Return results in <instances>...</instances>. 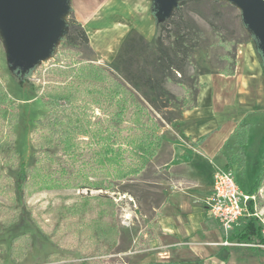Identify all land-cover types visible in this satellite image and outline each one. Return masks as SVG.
<instances>
[{
  "label": "rangeland",
  "instance_id": "rangeland-1",
  "mask_svg": "<svg viewBox=\"0 0 264 264\" xmlns=\"http://www.w3.org/2000/svg\"><path fill=\"white\" fill-rule=\"evenodd\" d=\"M105 1L67 0L64 22L74 19L79 23L88 46L67 48L59 42L51 57L26 73L9 64L0 35V88L6 95L0 102V264H131L130 252L149 248L157 236L156 220L165 193L158 183L165 180L162 165L173 154L170 140H180L176 123L183 112L172 123H165L137 94L123 90L112 64L131 35H140L152 46L156 24L163 18L154 0H108L91 23L83 26ZM210 1L217 6V23L223 32L247 47L246 74H262L264 84V57L240 11L225 0ZM183 12L205 36L195 61L211 72L225 69L220 39L206 23L213 17L211 6L187 4ZM243 51L238 53L241 63ZM204 78L197 82V104ZM113 80L119 87H114ZM166 88L182 101L183 108L191 104L184 87L168 84ZM47 99H60L53 113L72 119L64 136L70 147L65 150L55 140L49 146L40 129L39 122L51 113L45 106ZM245 122L251 124L245 169L239 173L242 166L238 161L230 171L240 191L248 194L262 169L264 106ZM145 136L160 140L156 155L146 164L134 147L137 138ZM182 140L184 146L190 145ZM115 144L119 163L111 166L107 146L115 149ZM20 163L32 167L24 192L17 178ZM116 165L119 169L144 166L136 176L116 179ZM262 180L264 191V177ZM257 198L259 206L264 205V193ZM22 233L26 236L15 241L12 258L11 239ZM261 235L264 237V227ZM238 245L250 250L264 246Z\"/></svg>",
  "mask_w": 264,
  "mask_h": 264
},
{
  "label": "crops",
  "instance_id": "crops-1",
  "mask_svg": "<svg viewBox=\"0 0 264 264\" xmlns=\"http://www.w3.org/2000/svg\"><path fill=\"white\" fill-rule=\"evenodd\" d=\"M155 33L156 27L154 37ZM240 49H244L242 63ZM246 52L245 45H238L233 75H206L198 104L185 110L177 121L178 138L190 145L170 140L173 154L162 165L165 180L158 183L165 193L156 220L157 236L149 248L130 252L131 264H264V246L251 250L240 247L230 240L232 233L224 234L206 206L216 171L231 170L239 161V173L243 174L247 145L243 156L238 155L235 130L248 124L245 118L264 106L262 74H246ZM253 106L254 110L243 111ZM248 126L250 131L251 124ZM259 192L264 193L263 187L253 195Z\"/></svg>",
  "mask_w": 264,
  "mask_h": 264
},
{
  "label": "trees",
  "instance_id": "trees-1",
  "mask_svg": "<svg viewBox=\"0 0 264 264\" xmlns=\"http://www.w3.org/2000/svg\"><path fill=\"white\" fill-rule=\"evenodd\" d=\"M200 3L209 4L214 11L213 17L206 19V23L214 36L220 39L219 42L224 50L223 58L226 67L219 72H211L195 61L205 41V36L196 21L187 14H184L183 7L187 4L198 6ZM214 3L210 0H184L180 2L167 18L156 24V33L152 46L140 35H131L124 40L112 64L113 72L123 81V84L118 83L123 90L131 95L132 93L137 94L167 124L180 118L182 112L185 110L195 107L198 89L197 82L200 77L212 74L230 76L234 73L236 47L243 44V42L234 41L223 32L222 27L217 23L219 11ZM61 44L67 48L88 46V38L84 29L74 19L68 21ZM113 82L114 87H119L115 80ZM168 84L184 87L191 97V104L183 108L182 101L166 88ZM20 85L22 86L23 83L20 82ZM5 100L6 95L5 93L2 94L0 88V102H4ZM59 102L60 99H57L55 102L53 100L50 101V99L46 100L45 106L50 109L51 113L44 120L40 121L39 124L40 129L46 133L48 145L51 146L52 141L55 140L54 142L59 148L65 150L66 147H70L69 138H64V136L70 131L72 119L67 115L53 113L54 106H60ZM248 129V124H243L235 130V144L238 155L243 156L244 154L249 139ZM112 137L114 135H109V139ZM147 137L145 136L143 139L138 137L139 143L134 144L137 152L143 156L139 158H143L145 164L148 159L156 155V150L160 143L158 137L151 140H147ZM201 140L195 142V145ZM107 147L109 154L107 161L109 160L110 165L114 166L116 163H119L118 147L116 146L115 149L112 145ZM16 157L17 155H15ZM230 160L232 162L234 157ZM261 162L262 169L256 177L252 189L248 192L249 195H253L263 187L264 151ZM117 165L115 171L116 179L117 177L128 179L130 176H136L143 170L144 166L135 169H119ZM31 168L26 167L24 163L18 164L16 168L18 183H21L20 189L22 192H24V183L27 181V174ZM262 228L257 219L252 217L247 218L244 220L243 226L231 234L230 240L238 243L264 245V237L261 235ZM25 236L26 234L22 233L11 239L9 251L12 258L14 257L13 245L15 241L22 237L25 238ZM28 239H30V242L32 241L30 237Z\"/></svg>",
  "mask_w": 264,
  "mask_h": 264
},
{
  "label": "water",
  "instance_id": "water-1",
  "mask_svg": "<svg viewBox=\"0 0 264 264\" xmlns=\"http://www.w3.org/2000/svg\"><path fill=\"white\" fill-rule=\"evenodd\" d=\"M184 0H154L163 19ZM236 7L264 57V0H225ZM67 0H0V35L9 64L23 73L51 57L67 24Z\"/></svg>",
  "mask_w": 264,
  "mask_h": 264
},
{
  "label": "built area",
  "instance_id": "built-area-1",
  "mask_svg": "<svg viewBox=\"0 0 264 264\" xmlns=\"http://www.w3.org/2000/svg\"><path fill=\"white\" fill-rule=\"evenodd\" d=\"M257 199V195L242 193L233 173L223 169L213 175L212 191L206 199V206L211 218L228 235L240 229L243 221L250 217L264 227V205L260 207Z\"/></svg>",
  "mask_w": 264,
  "mask_h": 264
},
{
  "label": "bare ground",
  "instance_id": "bare-ground-1",
  "mask_svg": "<svg viewBox=\"0 0 264 264\" xmlns=\"http://www.w3.org/2000/svg\"><path fill=\"white\" fill-rule=\"evenodd\" d=\"M107 2H108V0H106L104 3H102L101 6H99V8H97V10L93 13V15L91 17H89L85 21L84 26H88L91 23V21L93 20V18L95 17V15L102 10V8L106 5Z\"/></svg>",
  "mask_w": 264,
  "mask_h": 264
}]
</instances>
